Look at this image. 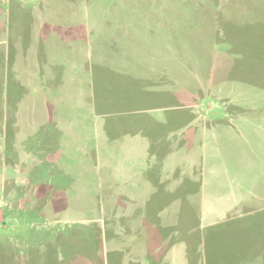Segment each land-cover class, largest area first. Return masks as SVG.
Returning <instances> with one entry per match:
<instances>
[{
    "label": "rangeland",
    "instance_id": "1",
    "mask_svg": "<svg viewBox=\"0 0 264 264\" xmlns=\"http://www.w3.org/2000/svg\"><path fill=\"white\" fill-rule=\"evenodd\" d=\"M0 264H264V0H0Z\"/></svg>",
    "mask_w": 264,
    "mask_h": 264
},
{
    "label": "crops",
    "instance_id": "2",
    "mask_svg": "<svg viewBox=\"0 0 264 264\" xmlns=\"http://www.w3.org/2000/svg\"><path fill=\"white\" fill-rule=\"evenodd\" d=\"M53 64V63H52ZM51 65V64H50ZM55 66H57L58 67V69H59V65H56V64H54ZM44 66H45V69H46V67H47V65L44 63V65H43V67L42 68H44ZM49 67V66H48ZM48 69V68H47ZM55 68H49V70H44V75H43V77H42V84H41V86H43V87H46V86H48V88H49V85L47 84V83H49V81H46L45 82V80H47V79H50V81L52 80V79H56L57 78V76H62V73H60V70H59V74L57 75V76H54L55 75V70H54ZM50 74H52V75H50ZM83 85V84H82ZM51 87V86H50ZM47 89V88H46ZM46 89H45V91H46ZM45 94V93H44ZM46 95V94H45ZM145 168V167H144ZM139 169L140 170H142V165L140 164L139 165Z\"/></svg>",
    "mask_w": 264,
    "mask_h": 264
}]
</instances>
